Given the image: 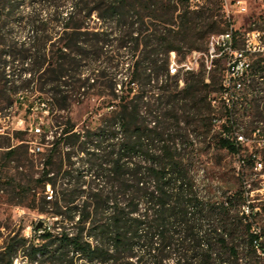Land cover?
Here are the masks:
<instances>
[{"label":"trees","instance_id":"16d2710c","mask_svg":"<svg viewBox=\"0 0 264 264\" xmlns=\"http://www.w3.org/2000/svg\"><path fill=\"white\" fill-rule=\"evenodd\" d=\"M212 17L187 0H0V114L16 104L46 112L54 128L39 176L17 189L48 220L29 236L3 224L0 264H258L264 207L249 199L244 170L261 154L242 157L234 133L264 57L228 103L210 99L222 79L203 68L177 93H152L161 72L177 83L169 53L182 54L181 41L194 50ZM94 97L102 100L78 129L71 107ZM24 134L2 148L0 190L14 189L2 172ZM223 150L238 157L237 172L213 163Z\"/></svg>","mask_w":264,"mask_h":264},{"label":"rangeland","instance_id":"374dc122","mask_svg":"<svg viewBox=\"0 0 264 264\" xmlns=\"http://www.w3.org/2000/svg\"><path fill=\"white\" fill-rule=\"evenodd\" d=\"M246 1L247 11L244 14L234 13L229 25V28L232 27L234 31L238 33V48L242 47L243 34L245 31L256 29L264 34V0ZM202 7H204L206 11H211L213 14L212 22L215 21L216 25L212 24L213 28H211V31H198V34H201L203 38H200L202 37L201 35L198 36L194 50H190L188 41L179 42L178 46L182 47L183 53L180 55L176 54L175 60L178 62L183 61L191 52L204 54L207 51V45H215L216 37L226 28V25L223 23V13L217 6L215 0H206L200 8ZM168 28L170 30L177 29L176 26H168ZM53 41H55V39H53ZM260 57H264V54ZM254 59L255 58H252L249 64H251ZM203 60L204 57L201 55L198 61H192V70L198 72L199 69L203 68L205 72V67H202ZM170 61L171 56L169 53L168 63H170ZM206 64H213V54L206 53ZM215 64V70L213 71V68H211L208 73L219 81L225 76V61L219 58L215 61ZM208 73L205 72V75L207 76ZM163 74V72L160 73L162 83L158 82V84H152L154 99H156V94L167 95L168 93H177L183 87L184 83L182 79L186 75L183 76V71H176L178 75L177 83L174 79H166ZM260 75L262 79H260V82L252 85L250 91H248L246 95L243 108L238 110L236 116L239 121V126L236 129V133L242 135L244 138V142L241 143L242 157H246L250 152L256 149L260 150L261 155L257 156L255 167H246L244 170V185L246 189L250 190L249 199H251V202L258 207H264V72ZM209 97L210 99L219 101L221 94L210 93ZM101 100L102 97L98 99L94 97L88 101H84L82 104L73 105L71 107L69 117L76 124L78 129L83 125L88 113L94 110ZM255 105H258V108H256ZM52 123L53 121L46 112L39 113L38 110L34 109L32 114L26 115L22 109H16V104H13L11 108L5 109L0 114V157L4 151L2 148L6 146L7 138L11 137L10 143L13 146L19 144L18 141L12 138V133H14L15 130H25L23 139L25 140L24 144L26 146L17 149L14 160L7 164L2 172L4 180L10 178L13 183L12 186H14V189L3 186L0 190V232L2 233L6 232L3 224L9 223L11 228H15L16 230L21 229L25 236H29L34 224L41 221L44 226V223L48 220L46 216L39 214L35 209L27 207L28 205H32L30 197L29 199H25L17 189L19 185L25 184L28 180H35L39 176L41 162L50 147L48 143L52 140L54 132ZM217 125H219V122L216 123V126ZM216 126L209 137L216 133ZM253 127L257 128L259 132L253 133L251 131ZM190 130L191 128L189 127V131ZM203 146L205 147L206 144L202 145V147ZM212 161L222 170L224 168L226 170H235V172L239 170L240 161L238 157L228 154L224 150L216 151ZM258 164H261V166ZM234 177L233 173L229 172V181L225 184L226 187H235L236 181ZM39 190L38 188L36 191ZM45 191L50 194L49 186H46ZM262 241L264 242V237ZM258 253L261 255L258 264H264V254L260 251Z\"/></svg>","mask_w":264,"mask_h":264},{"label":"built area","instance_id":"2783aa9c","mask_svg":"<svg viewBox=\"0 0 264 264\" xmlns=\"http://www.w3.org/2000/svg\"><path fill=\"white\" fill-rule=\"evenodd\" d=\"M206 0H187L189 10H198ZM233 9V10H231ZM247 11L246 0H221V12L223 18L227 22H231L233 14H244ZM234 29L230 27L228 30L218 34L215 39V45H207V51L204 54L191 52L181 62L175 60L176 53L170 52L171 61L168 64L169 75L173 76L176 71H183V76L192 70V61H198L202 55L204 57L202 67L208 73L211 68L215 67L217 59L225 61V76L222 78L221 98L227 103L229 100H235L238 96L239 87H244L245 82L249 78L248 63L252 58H257L264 54V34L259 30L251 29L243 34L242 47H234L233 45ZM206 53H213V64H206ZM212 103H215L213 100ZM236 141L244 142L242 135L234 133Z\"/></svg>","mask_w":264,"mask_h":264},{"label":"water","instance_id":"95a60500","mask_svg":"<svg viewBox=\"0 0 264 264\" xmlns=\"http://www.w3.org/2000/svg\"><path fill=\"white\" fill-rule=\"evenodd\" d=\"M42 228H43V222H41V221L36 223L35 226H34L35 230H40Z\"/></svg>","mask_w":264,"mask_h":264},{"label":"bare ground","instance_id":"6f19581e","mask_svg":"<svg viewBox=\"0 0 264 264\" xmlns=\"http://www.w3.org/2000/svg\"><path fill=\"white\" fill-rule=\"evenodd\" d=\"M212 45V44H211ZM211 54H213V53H211ZM249 66H250V64L248 63V69H249Z\"/></svg>","mask_w":264,"mask_h":264}]
</instances>
